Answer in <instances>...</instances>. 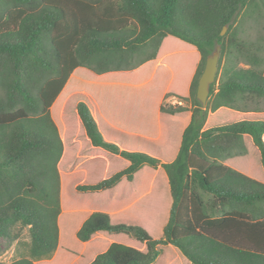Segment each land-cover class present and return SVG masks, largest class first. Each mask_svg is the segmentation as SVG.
I'll return each instance as SVG.
<instances>
[{"label": "trees", "instance_id": "trees-1", "mask_svg": "<svg viewBox=\"0 0 264 264\" xmlns=\"http://www.w3.org/2000/svg\"><path fill=\"white\" fill-rule=\"evenodd\" d=\"M262 20L264 0H0V237L27 228L30 238L28 256L8 264H162L166 250L183 264H264ZM216 46V78L202 105L197 83ZM159 56L177 68L165 96L184 103L161 102L159 112L176 118L170 126L189 112L172 160L132 149L136 137L102 127L78 92L61 106L59 133L50 108L76 68L127 71ZM70 100L83 131L72 138L64 127ZM222 112L234 120H214ZM80 135L87 152L75 145ZM251 151L261 178L238 161ZM82 155L100 156L102 176L73 185L86 174L72 167ZM135 184L144 187L138 201L127 197V210L115 198L103 208L80 204L84 194H131ZM67 225L80 249L66 242Z\"/></svg>", "mask_w": 264, "mask_h": 264}, {"label": "rangeland", "instance_id": "rangeland-1", "mask_svg": "<svg viewBox=\"0 0 264 264\" xmlns=\"http://www.w3.org/2000/svg\"><path fill=\"white\" fill-rule=\"evenodd\" d=\"M262 25H264V20H262ZM250 26H252V24L248 23L247 27ZM252 31L254 37L256 35V31L254 30ZM164 61H165L164 58L159 56L156 59L152 60L151 62L140 65L133 70L108 72L99 75L94 74L93 72L89 71L84 67L76 68L74 71L76 73L75 77L77 76V78L74 79L75 78L74 77L71 80L73 81L72 84L73 86L67 85V87H65L64 89V93L63 92L61 93L60 97L62 98L58 100V102H56V105L53 109L50 108L51 116L54 122L56 123L59 132L63 127V125L60 124L58 117L61 104L66 98L69 97V95L76 92H78V97H76L77 95H75L72 96L71 99L76 97L77 99L76 98L75 99L77 101L78 99H82L83 96H86V99L89 98V100L85 99V102L87 103V105L89 106L92 112H96V115L102 127L105 120L108 119L107 118L108 115H111V118H113L114 121L116 120L124 125L125 124L132 125L134 127H140V126L153 127L155 111L157 107L159 110V105L161 102H165L167 104H184L182 101H179L178 98L175 96H168V97L165 96V93L168 91V85L176 78L177 68L174 66L175 68L172 69L170 66L166 65ZM241 66L246 67L247 65L245 63H241ZM192 73L193 70L189 74L188 80L191 79ZM72 101L73 100H70L69 105L67 106V109L64 113V119H65L64 127H66L65 131L67 132L68 136H70L69 138L75 136L78 131H80L81 134L83 133L82 126L80 123H78V117L76 111L74 107H71L73 103ZM258 107H260V109H264V100L259 101ZM139 114H141L142 117L144 115V118L147 121L142 122L141 118L137 119L136 116ZM233 117H235V115L222 112L221 114H218V116L214 117V120L222 121L226 119V121H232L234 120ZM139 122H142V124ZM75 140H77L75 145L76 146L79 145V147L84 146L85 147L84 152L85 151L87 152L89 143L86 140V138L80 135L79 137H75ZM133 143L136 146L135 148L132 147V149L144 148L143 144L139 140ZM69 144L71 145L72 142L70 143L69 141ZM124 146L129 147L127 146V144H125ZM129 149L131 148L129 147ZM97 158H100V156L90 157V156L82 155V157L78 161V164L72 165L73 171H82L86 173L84 175H80L79 178L73 182V185L79 182H90L91 180L97 178V176L95 175V172L98 171L96 167L98 165H101V162L99 160L97 161ZM238 161L241 162L242 164H246L249 166L248 167L249 171L251 170L250 172L254 174L252 175V177L261 178L262 169L258 165V160L256 158V155H254L252 151L250 152V154H248V156L241 158ZM228 163H230V161H228ZM69 167L70 166L68 165L62 166V169L64 171H68L70 169ZM154 173L156 174V172L144 173L143 176L141 174L136 184L144 182L145 180L143 179H148L150 177H153ZM101 176L102 174H98L97 179H99ZM146 181L149 182L148 180ZM136 184H135V189L131 190V194H127V192H123L122 188L114 191L115 194L110 198H108L107 196L108 194L106 192H102L98 194L95 193L84 194L90 198L84 199L85 202L80 204L88 208L89 207L103 208L104 204H106V202L109 199L115 198L119 201V205H118L119 208L117 210L119 211L127 210L132 202L127 200V197L132 199L136 198V201H138L139 195L136 194L140 193V190L144 187V186H139V187L137 186L136 188ZM159 184L160 183L158 181H156L154 184L156 189L154 193L156 192V196L158 197L161 192L158 186ZM66 189H67L66 190L67 193L70 192L73 193L72 189L69 188L67 184H66ZM151 195L153 196V190ZM69 198L70 196L68 197V199ZM71 200H73L72 204L77 203L76 199L74 200V198H72ZM140 206H142V204H140ZM115 210L116 209H114L113 212ZM145 213L147 212L145 211ZM160 220L161 219H159V222ZM136 221L142 222V219L136 217ZM161 221L163 222V220ZM66 227H67V229L65 228L67 232L66 236L68 239L66 240V242H68V245L71 246L72 248L80 249L81 243L73 239L71 233L72 231L70 230L68 225ZM159 234H155V236H159ZM98 240L99 239L97 238L94 239L92 241V245L94 246ZM29 241L30 238L27 228L22 229L17 239L8 240L6 238L0 237V263L8 264L21 257H27L28 249H29ZM165 254L166 256L161 260L162 264H164L165 262L168 263V261L170 262V264H183L181 260L172 258L169 250H166ZM53 257L54 255L45 257L41 260H36L34 262L35 263H39L40 261L46 262L48 260L53 259ZM71 260L76 262L78 261V257L73 256Z\"/></svg>", "mask_w": 264, "mask_h": 264}, {"label": "crops", "instance_id": "crops-1", "mask_svg": "<svg viewBox=\"0 0 264 264\" xmlns=\"http://www.w3.org/2000/svg\"><path fill=\"white\" fill-rule=\"evenodd\" d=\"M151 61L152 60L147 61L145 63H149ZM74 72L75 71H73L72 74L70 75V77L68 78L66 84L62 88V90L59 93V95L57 96V98L61 95V93L63 92L65 87H67V85H69V83L71 82L72 75ZM56 99H55V101H56ZM54 102H53L52 106L54 105ZM63 102H62V104H63ZM62 104H61V106H62ZM52 106H51V108H52ZM60 109H61V107H60ZM154 110H155V108H154ZM59 112H60V110H59ZM183 115H184V120H182L183 122L181 121V123L176 125V126H174V125L170 126L169 125L170 122H168L169 120L171 121V119H176V118L175 117L170 118L168 116L162 115L159 112L158 107L155 111L153 127H151V126L134 127L132 125H126V124L124 125V124H121L120 122H118L116 120L114 121V119L111 118V115H108V117H107L108 119L105 120V122L107 124V127L112 130V133H115L117 136L126 134V135H131L132 137H136V139L139 140L143 144V147L146 149V151L151 152L152 154H155L156 156L160 157L161 159H163L165 161H170L174 158V156L176 154V151H177V148L179 145V141H180V135H181L182 129L184 128V126L187 123V120L189 118V112H184ZM136 118L137 119L141 118L142 122L147 121L144 118V115L142 117L141 114L137 115ZM164 119H167V120H164ZM177 119H178V117H177ZM59 121H60V119H59ZM142 122H139V123L142 124ZM60 124H61V121H60ZM59 133L60 134L62 133V129L60 130Z\"/></svg>", "mask_w": 264, "mask_h": 264}, {"label": "water", "instance_id": "water-1", "mask_svg": "<svg viewBox=\"0 0 264 264\" xmlns=\"http://www.w3.org/2000/svg\"><path fill=\"white\" fill-rule=\"evenodd\" d=\"M226 30V26L223 27L221 34L223 35ZM220 54V47L216 46L214 51L206 58L203 71L198 79L196 97L205 105L209 96L210 84L214 82L216 78L218 59Z\"/></svg>", "mask_w": 264, "mask_h": 264}]
</instances>
